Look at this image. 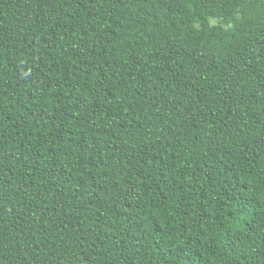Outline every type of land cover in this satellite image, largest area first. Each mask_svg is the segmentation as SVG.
<instances>
[{
    "label": "trees",
    "instance_id": "16d2710c",
    "mask_svg": "<svg viewBox=\"0 0 264 264\" xmlns=\"http://www.w3.org/2000/svg\"><path fill=\"white\" fill-rule=\"evenodd\" d=\"M0 264H264V0H0Z\"/></svg>",
    "mask_w": 264,
    "mask_h": 264
}]
</instances>
